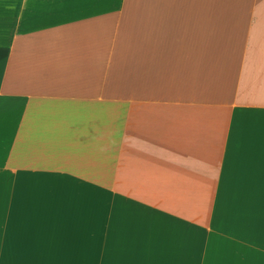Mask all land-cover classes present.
<instances>
[{
    "label": "crops",
    "instance_id": "1",
    "mask_svg": "<svg viewBox=\"0 0 264 264\" xmlns=\"http://www.w3.org/2000/svg\"><path fill=\"white\" fill-rule=\"evenodd\" d=\"M0 264H264V0H0Z\"/></svg>",
    "mask_w": 264,
    "mask_h": 264
},
{
    "label": "rangeland",
    "instance_id": "2",
    "mask_svg": "<svg viewBox=\"0 0 264 264\" xmlns=\"http://www.w3.org/2000/svg\"><path fill=\"white\" fill-rule=\"evenodd\" d=\"M137 1H141V0H137ZM220 2H231V4L233 5H235L236 7H238L239 6V2H240V0H217V4L218 3H220ZM231 6V5H230ZM223 7V6H222ZM221 6H219V7H216V9L217 10H215V13L217 12V17H219V15H220V13H218V11H219V9H221L222 8ZM225 7V6H224ZM232 7V6H231ZM141 11H143V10H141ZM205 31H207V30H205ZM202 32H204L203 30H201V33ZM205 35H207V34H205ZM209 35H211V34H209Z\"/></svg>",
    "mask_w": 264,
    "mask_h": 264
}]
</instances>
